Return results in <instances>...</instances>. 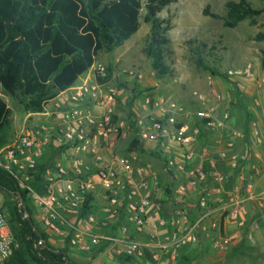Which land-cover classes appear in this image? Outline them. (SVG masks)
Listing matches in <instances>:
<instances>
[{
    "label": "built area",
    "instance_id": "built-area-1",
    "mask_svg": "<svg viewBox=\"0 0 264 264\" xmlns=\"http://www.w3.org/2000/svg\"><path fill=\"white\" fill-rule=\"evenodd\" d=\"M237 74L255 77L251 66ZM107 76L108 66H96L93 76L77 85L74 94L66 99L74 106H58L48 114L50 122L26 127L13 143L0 150V169L27 193L43 230L67 238L69 245L80 251L114 246L118 255L135 259L134 264H143L149 248L153 251L154 264H167L166 256L200 243L207 222H211L210 229L214 231L213 249L228 252L237 247L242 240L241 233H224L220 223L211 220L214 211L210 205L214 196L229 194L227 174H211L213 185L204 190L199 199L195 207L197 217L192 218L186 206L188 192L183 188L171 219L156 222L150 217L157 192V184L152 187V178L156 179V175L151 165L141 163L137 157L115 155L111 162L103 158L102 151L114 148L134 133L140 142L166 140L176 145L174 147L182 153L183 159L180 163H169L168 170L174 167L189 175V187H200L207 175L201 169L187 168L195 157L187 146L197 141L200 127L184 125L178 128L173 116L165 120L149 118L147 122L121 118L116 108L115 91L108 83L100 82ZM138 77L142 78L141 75ZM215 112L214 109L200 112L199 117L211 120L209 124L223 130L230 128L231 114L223 113L215 120ZM228 146L233 148V143ZM50 151L68 158L71 166L57 164L54 169L42 170V159ZM220 158L227 159L228 153H221ZM231 158L233 166L239 167L240 155L233 154ZM247 189L251 192L253 185L248 184ZM99 197L105 201L103 218L93 211ZM16 199L23 208L22 196L18 194ZM254 199L264 201V191L245 198L241 188L235 187L229 204L221 208L222 217L240 228L245 227L249 217L246 205ZM6 211L0 198V264H9L19 247L12 233L11 217ZM148 227L163 228L165 233L155 243H144L137 237ZM105 230H111V233H105ZM43 245L42 240L38 242V246Z\"/></svg>",
    "mask_w": 264,
    "mask_h": 264
},
{
    "label": "trees",
    "instance_id": "trees-1",
    "mask_svg": "<svg viewBox=\"0 0 264 264\" xmlns=\"http://www.w3.org/2000/svg\"><path fill=\"white\" fill-rule=\"evenodd\" d=\"M179 0H0V84L27 113H43L46 106L74 87L96 63L101 53H113L128 42L143 24L151 25L144 55L160 79L173 71L168 65L169 21L161 13ZM221 17L209 10L205 16L223 20L226 28H236L255 19L262 10L248 0L228 1ZM257 40H264L259 34ZM264 64V58H263ZM197 66L218 75L202 57ZM113 67L108 66V76ZM2 92H0L1 94ZM12 110L0 95V150L7 146ZM197 124L204 136L203 125ZM246 121L245 128H248ZM202 127V128H201ZM137 140L131 144L136 147ZM3 205L11 213L12 233L19 245L9 264H77L68 251L54 248L36 218L27 193L0 169ZM23 198L19 207L17 195ZM86 212V211H85ZM26 214L28 217H26ZM43 246H38L39 241Z\"/></svg>",
    "mask_w": 264,
    "mask_h": 264
},
{
    "label": "crops",
    "instance_id": "crops-1",
    "mask_svg": "<svg viewBox=\"0 0 264 264\" xmlns=\"http://www.w3.org/2000/svg\"><path fill=\"white\" fill-rule=\"evenodd\" d=\"M96 63H98V66L107 64L104 62L103 53L98 56ZM96 63L86 74L80 77L74 87L66 90L58 98L51 101L46 106L43 113H28L29 120L32 122L30 126L42 122H50L51 118L48 114L57 110L58 106H61L62 108L74 106V103H67L66 99L74 94V89L77 85L82 84L86 78L93 76ZM113 77L107 83L108 87L115 91L116 108L118 114L123 119H139L147 122L149 118L165 120L173 116L177 121L176 127L180 128L186 125L191 128H196L198 127L197 124H201L202 121H204V119L199 117L200 112H206L211 109L216 110L214 114L215 120L223 113H226L225 111H220L216 105H210L206 109H200L192 120L188 115L185 117L186 108L182 104L175 103L174 101L171 102V108L175 105L176 108L172 109H176L177 111L172 112L170 110L161 109V105H166L164 96H161L160 101L156 102L152 108L150 106L151 100L149 98H146L145 100L135 99L134 101H131L134 96L131 99L124 98L120 86L117 88L112 86ZM0 95L2 96V94ZM259 100L256 99L254 102L256 113L251 111L250 119H252V121L248 128L241 125L242 123H240V120L239 124H236L232 119L230 128L223 130L209 124L211 123V120H209L206 125L202 126L204 136L198 138L195 143L187 146V150L195 153L194 160L187 166V168L189 170L201 169L207 174L201 181L200 187L197 188L189 187V175L181 173L174 167H171V169L168 170L169 163H180L182 162L183 157L182 153L176 149L177 147H174L176 145H171V143H168L166 140H162L161 142L153 140L140 142L133 133L129 139L118 143L114 148L102 151L101 155L109 162L112 161L115 155H123L127 157H137L141 163L151 165L156 175V179L152 178V187L156 183L157 192L150 209V217L156 222L161 220L169 221L171 219L179 204L178 199L183 188L187 189L188 192L187 197L185 198L187 201L186 206L190 209L192 218L197 217L198 211L195 207L197 206L199 199L204 195V190L210 189L213 185L210 177L211 174L213 172L227 174V187L229 188V194L225 196H214V200L210 205V208L214 211L212 212L211 220L212 222L215 221L220 223L224 233H241V243L228 252L216 251L212 247L214 231L210 229L211 222H207L204 231L202 232L200 243L182 248L172 255L166 256L165 261L167 264H237L236 259L239 257L238 249L245 242V239H248V241L250 240L255 244L256 241L262 242L261 239L263 237L261 236L259 229L260 226L264 224V201L254 199L247 202L246 206L249 210V217L245 227L240 228L236 224L226 220L221 214V208L224 205L229 204L235 187L241 188L242 194L245 198H248L251 193L254 196L264 191V166H262V164L264 165V153L259 152L260 149H262L260 151H264V145L259 143L258 138L259 134H262L261 136L264 137V122L259 118V112L261 110L263 112L264 109H262L263 104H261L262 102L260 103L261 100ZM128 101L131 102L128 110L129 113L128 115H123L120 112L121 104L126 105ZM169 101H171V99H169ZM256 102L258 105H256ZM39 117H46V119L38 120ZM12 118L11 128L7 132L8 145L13 143L26 127H30L26 124L18 134L11 136ZM259 120L261 121V124L259 123ZM135 140H137V145L131 149V144ZM230 142L233 143V148L228 146ZM223 152L228 153V158L225 160L220 158V154ZM233 154H239L241 157L239 167L237 168L233 166L234 161L231 158V155ZM57 164H62L68 168L71 166L68 158L55 151H50L42 159V170H45L46 168L54 169ZM248 184L253 185L251 192L247 189ZM94 205L95 207L93 208V211L96 212V215L99 218H103L104 214L102 209L103 206H105L103 198L99 197ZM258 214L260 217L257 216ZM104 232L111 233V230H105ZM46 233L49 236L51 245L56 249L67 250L70 258L73 261L76 260L75 262L77 264H134L135 259L118 255L116 253V247L114 246L102 247L85 252L71 247L67 238L55 236L48 232ZM164 233L165 229L163 228L158 230L154 227H148L144 233L138 235L137 239L144 243L152 244L159 241L160 236ZM76 252L79 254H76ZM152 254V249L149 248L146 250L145 258L142 260L143 264H154Z\"/></svg>",
    "mask_w": 264,
    "mask_h": 264
},
{
    "label": "rangeland",
    "instance_id": "rangeland-1",
    "mask_svg": "<svg viewBox=\"0 0 264 264\" xmlns=\"http://www.w3.org/2000/svg\"><path fill=\"white\" fill-rule=\"evenodd\" d=\"M228 1L240 0H179L161 13L160 17L170 23L167 26L170 39L168 65L173 71L164 79L158 77L152 61L143 53L151 30L149 24H143L137 34L113 53H103L104 62L113 67L112 86H120L122 96L126 99L134 96L131 101L149 98L152 108L164 96L166 105H161V109L177 111L171 108V102L174 101L186 108L185 117L188 115L192 120L200 109L216 105L220 111L229 112L236 124H239V120L241 125L245 126L246 121L250 124L251 111L256 113V99L261 97L259 101L264 109V40H257L259 34H264V0H248L262 13L255 21L245 20L233 29L226 28L221 19L204 15V11L209 10L210 13L224 17ZM198 57H202L218 75L214 76L199 68L196 63ZM107 64L104 66H109ZM249 66L255 77L237 74ZM131 72L135 75L132 76ZM0 92L13 111L10 135L15 136L26 124L30 126L32 122L28 113L3 92L1 84ZM130 104L129 101L126 105L121 104L120 112L123 115H128ZM259 115L264 122V111L261 110ZM261 135L258 137L259 143L264 145V137ZM260 150V153H264ZM2 195L0 190V198L3 200ZM6 212L11 217L9 209ZM257 216L260 217L259 214ZM259 230L262 242L256 241L255 244L245 239L238 249L237 264H264V224Z\"/></svg>",
    "mask_w": 264,
    "mask_h": 264
},
{
    "label": "water",
    "instance_id": "water-1",
    "mask_svg": "<svg viewBox=\"0 0 264 264\" xmlns=\"http://www.w3.org/2000/svg\"><path fill=\"white\" fill-rule=\"evenodd\" d=\"M26 217H28V215H26Z\"/></svg>",
    "mask_w": 264,
    "mask_h": 264
}]
</instances>
